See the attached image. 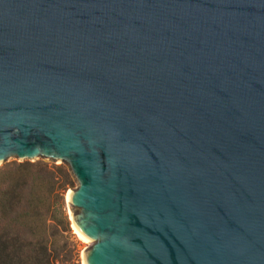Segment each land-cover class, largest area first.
<instances>
[{
    "label": "water",
    "instance_id": "95a60500",
    "mask_svg": "<svg viewBox=\"0 0 264 264\" xmlns=\"http://www.w3.org/2000/svg\"><path fill=\"white\" fill-rule=\"evenodd\" d=\"M67 166L85 264H264V0H0V166Z\"/></svg>",
    "mask_w": 264,
    "mask_h": 264
},
{
    "label": "trees",
    "instance_id": "16d2710c",
    "mask_svg": "<svg viewBox=\"0 0 264 264\" xmlns=\"http://www.w3.org/2000/svg\"><path fill=\"white\" fill-rule=\"evenodd\" d=\"M69 185L58 166L23 161L0 168V264H56V239L66 230L61 201Z\"/></svg>",
    "mask_w": 264,
    "mask_h": 264
},
{
    "label": "rangeland",
    "instance_id": "374dc122",
    "mask_svg": "<svg viewBox=\"0 0 264 264\" xmlns=\"http://www.w3.org/2000/svg\"><path fill=\"white\" fill-rule=\"evenodd\" d=\"M51 167H61L66 171L71 185L67 186L63 192L62 203V218L65 221V231H63L62 236H58L56 239V247H58V261L56 264H83V256L85 250L92 244L89 239L85 240L78 236L74 231L71 215L75 211L71 209L67 203V193L77 186V182L73 178L67 166L55 163V162H40ZM4 166V165H3ZM2 166H0L1 168ZM57 204V208L60 206Z\"/></svg>",
    "mask_w": 264,
    "mask_h": 264
},
{
    "label": "bare ground",
    "instance_id": "6f19581e",
    "mask_svg": "<svg viewBox=\"0 0 264 264\" xmlns=\"http://www.w3.org/2000/svg\"><path fill=\"white\" fill-rule=\"evenodd\" d=\"M69 194H70V192H68L67 193V200H69ZM73 228H74V231L78 234V236L79 237H81V238H83V239H85V240H87L88 238H86L85 236H83V234L75 227V226H73ZM91 242V241H90ZM83 264H85L84 263V260H83Z\"/></svg>",
    "mask_w": 264,
    "mask_h": 264
}]
</instances>
